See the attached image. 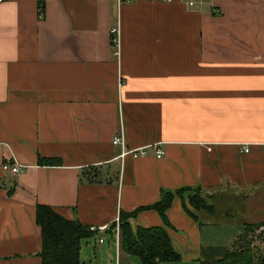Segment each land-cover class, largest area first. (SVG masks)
<instances>
[{"label":"crops","instance_id":"0c3cea01","mask_svg":"<svg viewBox=\"0 0 264 264\" xmlns=\"http://www.w3.org/2000/svg\"><path fill=\"white\" fill-rule=\"evenodd\" d=\"M191 1L0 3V264L40 263L37 205L89 228L198 191L211 211L182 195L169 226L152 209L129 221L165 228L180 260L164 264L220 260L264 221V0ZM116 137L163 156H121ZM115 245L114 264H140Z\"/></svg>","mask_w":264,"mask_h":264},{"label":"trees","instance_id":"16d2710c","mask_svg":"<svg viewBox=\"0 0 264 264\" xmlns=\"http://www.w3.org/2000/svg\"><path fill=\"white\" fill-rule=\"evenodd\" d=\"M57 162L51 159H39L38 164L52 166ZM91 182V179H86ZM191 192L188 203L196 211H211L212 207L198 191L183 188L176 192L162 191L159 200L150 207L139 208L133 213H120V250L126 255L136 257L140 264L175 263L180 260L172 241L164 227L132 228L130 219L138 212L152 209L158 213L165 226H169L166 210L176 196ZM195 218L190 212H187ZM35 224L41 233V246L37 254L39 264H83L80 261L81 241L91 238L88 227L76 221H69L57 214L53 209L37 205ZM264 221L258 224L245 225L241 235L237 236L225 256L217 261L202 262L200 264H264V251L252 248L253 234ZM264 244V233L259 237Z\"/></svg>","mask_w":264,"mask_h":264},{"label":"built area","instance_id":"2783aa9c","mask_svg":"<svg viewBox=\"0 0 264 264\" xmlns=\"http://www.w3.org/2000/svg\"><path fill=\"white\" fill-rule=\"evenodd\" d=\"M4 0H0V3H2ZM44 1V0H39ZM151 3H163V4H169L173 2L174 0H148ZM187 5L189 7L193 6V2L189 0L187 2ZM111 35V45L114 49H117L119 47V29L118 24L111 28L110 30ZM116 51L115 55L118 54ZM113 145H117L121 147V156L124 155H130L133 159L142 158L147 156L148 151L151 150L154 152L155 157L157 159H160L163 156V152L159 147V144L154 143L150 144L144 147H140L135 150L131 151H125L124 147V141L120 137H116L112 141ZM247 150H245L246 152ZM2 171L5 173H9L13 176H17L21 171V166L13 161H8L3 163L1 167ZM89 232L91 233L92 237L99 243L102 244L104 242V236L108 234H112L115 243L118 245L119 243V237H120V219L117 217L114 222L110 225H102V226H96V227H89ZM264 233V226L259 227L253 234V243L251 244L252 248H255V243L259 241V236Z\"/></svg>","mask_w":264,"mask_h":264},{"label":"rangeland","instance_id":"374dc122","mask_svg":"<svg viewBox=\"0 0 264 264\" xmlns=\"http://www.w3.org/2000/svg\"><path fill=\"white\" fill-rule=\"evenodd\" d=\"M182 195H186L187 202L189 197H191L193 194L191 193H183ZM217 217V216H216ZM214 218L213 221H215L217 218ZM225 217H219V221L223 220ZM218 220V219H217ZM114 239H107L106 243L104 245H99L97 241L93 237L84 239L81 241V247H82V263L83 264H94L95 259L98 264H114L115 259V251H116V245H115ZM255 248H257L260 251H264V244H262L260 241L255 243ZM103 257V258H102Z\"/></svg>","mask_w":264,"mask_h":264}]
</instances>
